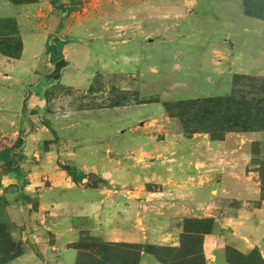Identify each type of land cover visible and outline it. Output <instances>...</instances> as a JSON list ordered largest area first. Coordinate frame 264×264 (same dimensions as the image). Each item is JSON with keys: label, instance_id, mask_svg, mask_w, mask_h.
Returning a JSON list of instances; mask_svg holds the SVG:
<instances>
[{"label": "rangeland", "instance_id": "374dc122", "mask_svg": "<svg viewBox=\"0 0 264 264\" xmlns=\"http://www.w3.org/2000/svg\"><path fill=\"white\" fill-rule=\"evenodd\" d=\"M49 1L56 2L55 8H73L71 13L63 11L66 22L60 23L56 33L60 40L68 41L63 52L75 66L64 70L63 81L46 91L42 113L45 125L37 110L24 115L23 107L29 100L30 87L50 70L52 62L46 59L35 68L34 81L10 71V104L0 107V152L8 150L10 156L9 167L0 159V264L26 251L41 258L36 238L51 222L46 215L49 209L38 208L37 196L49 187L48 177L55 181L65 168L84 174L85 181L76 185L77 189L93 186L112 192L118 189L114 160L125 170L120 178L133 175L135 180L147 182L150 171L158 175L144 187L151 193L150 199L132 192L128 196L123 190L129 200L136 196L140 223L159 226L160 233L180 228L206 233L214 228V222L204 219L161 224L172 203L193 200L198 194L180 185L179 164L168 169L162 163L154 167L152 162L156 161L155 154L188 148L178 139V135L188 137L178 118L179 109L167 110L165 104L226 96L235 88L242 94L243 105L251 107L250 119L264 118V75H233L230 89L223 95L204 92L201 84L196 85L201 80L212 81L209 75L220 68V56H224L228 40L231 45L242 39L243 16L264 18V0H235L233 8L232 3L220 6L215 0ZM18 38L16 24L0 21V50L8 46L10 51H17ZM206 74L209 78H204ZM203 134L212 139L208 133ZM251 148V168L258 173L264 197V158L259 157L256 145ZM169 156L159 161L180 162L174 153ZM20 174L31 176L37 183L42 181L39 190L31 189L34 201L24 200L25 182L18 180ZM91 178L93 181H89ZM14 179L9 184L8 180ZM187 182L192 184V177ZM50 192L47 190V194ZM146 202L149 210L144 207ZM232 206V202H223L218 207L225 211ZM78 218L77 226L90 225L83 215ZM215 222L225 232L218 234L215 242L228 263L264 264L258 251L264 239L242 234L244 230L249 234L251 226L239 223L236 227L240 229L234 226L232 235L225 231L233 226L231 223L223 217ZM159 242L143 248L114 247L85 235L77 244L82 252L79 264H135L140 250L151 251L167 264L200 261L194 255L201 252L202 237L165 236Z\"/></svg>", "mask_w": 264, "mask_h": 264}, {"label": "crops", "instance_id": "0c3cea01", "mask_svg": "<svg viewBox=\"0 0 264 264\" xmlns=\"http://www.w3.org/2000/svg\"><path fill=\"white\" fill-rule=\"evenodd\" d=\"M215 2L220 6L232 3V8L236 5L235 0H215ZM63 11L65 10L52 6L49 0H36L28 4H14L8 0H0V19L15 20L22 42L18 59L0 54V107L4 108L10 104L11 69L18 75L29 77L34 81L35 68L45 64L46 59L50 62V55L46 53L45 46L48 41L56 43L60 40L56 32L60 23L66 22L64 16L67 14ZM242 18L244 24L242 39L232 42L231 45L228 40L225 54L220 56L222 62L220 68L218 66L216 74L209 75L216 78V81L213 78L211 81L206 74L204 78L208 76L209 80L195 82L196 85L201 84L202 91L223 95L230 89L233 75H264V20L250 16ZM61 54L67 58L63 48ZM63 78L64 72L61 81ZM206 136L203 133L194 134L192 137L178 135L179 143L187 145L188 148L177 150L178 152L168 150L162 154H155L156 161L152 163L154 167L162 163L168 166V169L171 165L173 168L176 167L175 163L179 164L180 185L198 194L193 200L186 198L184 203L179 201L172 203L164 212L161 224L163 225L167 220L174 222L211 220L214 222V228L212 226L208 232H184L180 228L181 230L176 232L160 233L159 226L140 223L142 219L137 208L139 202L134 199L136 197L134 195L132 200L127 197L131 196L130 192H132L150 199L151 193L145 191L144 187L148 185L147 183L156 181L152 179L158 175L149 171L147 182L135 180L133 175L120 178L125 170L121 162L114 160L117 174L115 184L118 188L114 192L93 186L77 189L64 171L55 176L57 177L55 181L49 176L48 179L51 181L49 187L41 189L37 196L38 208L49 209L46 215H49L51 222L50 227L44 226V231H41L36 238L41 258L26 251L2 264H79L82 252L77 244L85 235L99 238L109 246L132 245L142 248L160 245V238L165 236L170 238L184 235L198 236L202 237L201 252L194 255L200 259L198 264H230L222 255L219 246H216L217 241L215 242L218 234L225 233L224 230L219 229V223L215 222H218L220 217L233 225L231 228L227 227L226 232L234 235L231 229L243 223L247 228L251 226L248 228L249 234L244 230L242 233L244 236H258L261 240L264 239V198H262L258 173L251 168L252 145L257 146L259 157L264 158V131L229 132L222 140H212ZM170 153L180 158V162L175 159L174 162L159 161L160 157H170ZM146 154L148 153L143 155ZM151 155L150 157H154ZM191 177L192 184L188 185L187 180ZM15 179L8 180L9 184L14 183ZM18 180L25 182L24 193L29 197L34 195L31 189L39 190L42 183L40 179L37 183V180L29 175H21ZM124 189L128 196L124 195ZM47 190L51 191L50 194H47ZM218 199L220 204L232 202L235 206L221 211L218 207L220 204L215 203ZM147 203H144V207L149 210ZM252 204L255 206L253 207ZM72 209L74 212H71ZM79 215H83L90 225L77 226L75 223ZM149 219L153 217L149 215ZM257 225L259 228H256ZM237 229L240 228L236 227ZM258 251L264 258L263 244L259 245ZM135 264H167V262L149 251L140 250Z\"/></svg>", "mask_w": 264, "mask_h": 264}, {"label": "trees", "instance_id": "16d2710c", "mask_svg": "<svg viewBox=\"0 0 264 264\" xmlns=\"http://www.w3.org/2000/svg\"><path fill=\"white\" fill-rule=\"evenodd\" d=\"M8 1L14 4H28L36 0ZM50 3L52 6L56 5L55 1H51ZM58 9L65 10L68 13L73 12V8H65L62 5L58 6ZM4 20L12 23L14 26L16 24L15 20L11 18L0 19V21ZM18 40L20 45L17 51H10V47L5 46L0 50V54L9 58L18 59L22 50L21 39L18 38ZM67 43L68 41L66 40H57L56 43H50L48 41L46 43V53L50 55V61L52 63L63 57L61 50ZM241 99H243L241 92L234 88L230 95L182 100L165 104V107L167 110L179 109L178 118L181 121L183 133L188 137L196 133H208L212 140H222L225 134L229 132L264 131V118L257 117L258 112H256L254 114H256L255 116L257 118L250 119L251 107L244 106ZM38 116H40V120L45 125L44 116L42 114H38ZM20 135H25L23 127L20 129ZM8 153V150L0 152V159L6 163V167H9L10 156ZM65 172L75 185H80L83 179H85L84 174L78 173L70 168H65ZM262 198L264 197L262 196ZM24 200L30 202L35 199L25 195ZM149 252L152 253L151 251Z\"/></svg>", "mask_w": 264, "mask_h": 264}, {"label": "water", "instance_id": "95a60500", "mask_svg": "<svg viewBox=\"0 0 264 264\" xmlns=\"http://www.w3.org/2000/svg\"><path fill=\"white\" fill-rule=\"evenodd\" d=\"M74 66V62L65 57L53 62L50 70L42 74L30 87L31 94L23 107V114L25 115L31 110H37L39 113H42L46 104V91L61 81L64 70ZM89 181H93V179L91 178Z\"/></svg>", "mask_w": 264, "mask_h": 264}]
</instances>
